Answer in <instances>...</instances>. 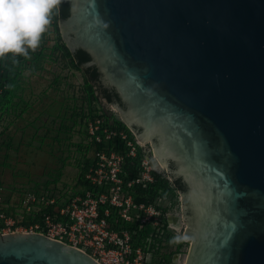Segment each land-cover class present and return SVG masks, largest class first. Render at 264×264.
I'll list each match as a JSON object with an SVG mask.
<instances>
[{
	"label": "water",
	"instance_id": "obj_1",
	"mask_svg": "<svg viewBox=\"0 0 264 264\" xmlns=\"http://www.w3.org/2000/svg\"><path fill=\"white\" fill-rule=\"evenodd\" d=\"M63 3V43L90 56L82 67L119 99L105 102L185 187V264H264V0ZM0 264L100 263L11 232L0 233Z\"/></svg>",
	"mask_w": 264,
	"mask_h": 264
},
{
	"label": "rangeland",
	"instance_id": "obj_2",
	"mask_svg": "<svg viewBox=\"0 0 264 264\" xmlns=\"http://www.w3.org/2000/svg\"><path fill=\"white\" fill-rule=\"evenodd\" d=\"M60 37L56 23L28 57L0 58V188L6 204L10 191L44 187L47 182L61 191H72L84 160L79 144L87 143L83 132L89 113L102 108L120 119L84 72L70 58L54 52ZM161 175L170 180L165 171ZM178 201L169 215L181 217L180 195ZM170 202L166 198L164 207ZM181 229L173 235L183 239L182 219ZM183 241L178 248L177 239L165 238L159 248L150 247L148 253L142 246V251L148 264H174L175 259L184 264L189 243Z\"/></svg>",
	"mask_w": 264,
	"mask_h": 264
},
{
	"label": "built area",
	"instance_id": "obj_3",
	"mask_svg": "<svg viewBox=\"0 0 264 264\" xmlns=\"http://www.w3.org/2000/svg\"><path fill=\"white\" fill-rule=\"evenodd\" d=\"M57 16L52 13L48 27L59 24ZM84 136V145L92 147L82 152L83 161H88L86 185L78 182L79 169L72 191L51 186L15 189L7 194L9 204L0 188V233L38 232L85 251L100 264H148L142 247L135 243L132 227L163 226L167 218L169 229L179 230L177 215H165L158 206L134 199L137 185L155 183L153 173L161 174L148 155L150 148H144L131 130L102 116L88 121ZM139 149L144 156L137 165L138 176L130 178L126 161L136 158Z\"/></svg>",
	"mask_w": 264,
	"mask_h": 264
},
{
	"label": "trees",
	"instance_id": "obj_4",
	"mask_svg": "<svg viewBox=\"0 0 264 264\" xmlns=\"http://www.w3.org/2000/svg\"><path fill=\"white\" fill-rule=\"evenodd\" d=\"M55 15H58L57 21L66 19L69 14H70V7L68 4H61L57 5V8L53 11ZM60 45L55 46L54 52H58L59 54H62L63 56L70 58L74 64L76 65L77 68L81 69L87 80L93 84L99 93V95L103 98L106 99L108 103H114L115 101L119 100L117 94L113 89H107L105 88L101 81H100V74L98 73L97 69L95 67H90V68H83L82 65L88 61L91 60L90 56L83 50H78L74 55L69 51V49L66 47V45L63 43L62 38L60 37ZM97 99V98H95ZM102 116L104 117L107 122L109 120H113L114 125L121 127V128H126V126L123 124V122L116 118L115 116H111L108 114V111H104L102 108H100L98 111H92L89 113L86 122L84 124V132L85 134V127L90 119H93L95 117ZM84 144H79V150L81 153L83 150H90L92 147L91 145ZM144 156V153L142 149H139L138 156L136 158H128L126 161L125 168L129 172L130 178H135L138 176V163L141 161V158ZM87 159L85 161H80L79 163V169H80V175H79V184L81 185H86L84 181V173L86 171L87 167ZM156 177L155 183L148 184V185H137L134 188V199L136 202L139 203H146V204H154L158 206L160 209L163 210V212L168 214L172 209H174L178 205V197H179V190H184L185 187L183 183L180 180H176L174 182H171L168 178L163 177L161 174H158L156 172L153 173ZM51 182L45 183V187H49ZM39 187V185H37ZM167 199H171V204L169 207H164V201ZM133 228V236L135 239L136 245L139 246H144L145 249H147V252L149 253L150 247H157L159 245L152 244V245H147L146 244V237L147 235H151L154 231V234H161L164 238H168L170 241L172 239V242H175V239L178 240L177 242V247L180 248L185 242L183 239L179 236L175 237L174 232L169 229L168 227V220L167 218L165 219L164 225L160 228V230H154L152 227L147 228H140L138 225H135ZM157 232H160L159 234ZM157 241V237H155ZM165 241V240H164ZM149 264H152L151 262Z\"/></svg>",
	"mask_w": 264,
	"mask_h": 264
},
{
	"label": "clouds",
	"instance_id": "obj_5",
	"mask_svg": "<svg viewBox=\"0 0 264 264\" xmlns=\"http://www.w3.org/2000/svg\"><path fill=\"white\" fill-rule=\"evenodd\" d=\"M59 0H0V58L28 57L41 43Z\"/></svg>",
	"mask_w": 264,
	"mask_h": 264
},
{
	"label": "flooded vegetation",
	"instance_id": "obj_6",
	"mask_svg": "<svg viewBox=\"0 0 264 264\" xmlns=\"http://www.w3.org/2000/svg\"><path fill=\"white\" fill-rule=\"evenodd\" d=\"M179 194V193H178ZM178 206V205H177ZM165 214V213H164ZM180 220V218H177V220H176V222L177 223H175L176 224V227L178 228V229H180L181 228V220ZM165 223V222H164ZM164 225V224H163ZM148 227H152L153 228V231L154 230H160V228L162 227V226H153V225H149ZM155 232V231H154ZM154 232L149 236V235H147V237H146V244L149 246V245H152L153 243L154 244H156V245H159L158 246V248L160 247V246H162V245H164V240H165V238L162 236V233L163 232H161V234H159L160 232H157L159 235H157V234H154ZM155 237H157V241H156V239H155ZM181 237V236H180ZM182 238V237H181ZM176 260V259H175Z\"/></svg>",
	"mask_w": 264,
	"mask_h": 264
},
{
	"label": "bare ground",
	"instance_id": "obj_7",
	"mask_svg": "<svg viewBox=\"0 0 264 264\" xmlns=\"http://www.w3.org/2000/svg\"><path fill=\"white\" fill-rule=\"evenodd\" d=\"M163 167V166H162ZM164 170V169H163ZM186 261V260H185ZM185 264V263H184Z\"/></svg>",
	"mask_w": 264,
	"mask_h": 264
}]
</instances>
